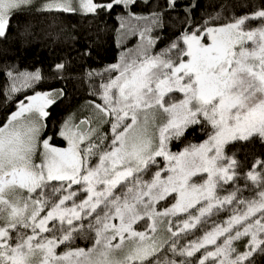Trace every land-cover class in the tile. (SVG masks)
Wrapping results in <instances>:
<instances>
[{
  "label": "snow or ice",
  "instance_id": "snow-or-ice-1",
  "mask_svg": "<svg viewBox=\"0 0 264 264\" xmlns=\"http://www.w3.org/2000/svg\"><path fill=\"white\" fill-rule=\"evenodd\" d=\"M28 3L0 0V37L12 10ZM135 3L46 0L41 10L98 15ZM247 6L254 10L222 26L184 31L159 54H148V37L135 58L111 65L118 75L101 85L103 104L95 105L110 137L65 120L55 135L66 146H55L44 121L62 93L18 102L0 125V264H264V153L251 151L264 148V0ZM151 19L159 23L158 14ZM7 74L9 94L41 79L39 71ZM197 126L201 143L171 151ZM246 165L255 197L239 188L221 195ZM220 211L231 215L180 245ZM78 238L90 246L74 247Z\"/></svg>",
  "mask_w": 264,
  "mask_h": 264
},
{
  "label": "trees",
  "instance_id": "trees-1",
  "mask_svg": "<svg viewBox=\"0 0 264 264\" xmlns=\"http://www.w3.org/2000/svg\"><path fill=\"white\" fill-rule=\"evenodd\" d=\"M241 3L244 7H239ZM248 3L259 5L260 0H175L174 5L169 0H136L129 8L114 6L111 11H102L98 15L47 12L35 7L14 10L10 14L5 37H0V125L6 122L25 96L36 92H59L62 94L56 103L47 109L49 116L44 121V133L53 137L55 145H63L62 138L55 135L61 123L69 113L77 111L81 105L100 94L102 84L118 75L109 69L111 65L120 63L122 56L129 60L135 58L147 46L148 37L154 42L153 46L148 47V54H159L177 41L184 31L205 25V21L208 22L207 26H222L229 23L233 16L250 13L254 9L248 8ZM153 14L159 15V23L152 22ZM123 20L127 24L125 27H121ZM250 25L256 28L260 22L252 21ZM146 28L150 31L142 40L140 33ZM58 64L64 67L58 69ZM9 71L14 77L20 73L39 71L41 79L33 87L9 94L13 83L7 74ZM19 83L20 80H17ZM101 135L111 136L110 124L103 126ZM205 138L204 132L197 126L188 129L179 140H173L169 147L173 152H180ZM251 151L260 154L264 153V148L256 144ZM160 163L162 165L163 161ZM247 170L246 165L234 184L224 186L225 191L221 195L239 188L242 198L255 197L259 189L244 179L243 173ZM83 195L81 192L77 200ZM230 215V211H220L213 215L206 225L193 230V234L187 237L181 235L180 245L203 235L205 228L210 229L213 223H222ZM179 219L174 218L176 221ZM143 223L141 221L138 227ZM73 246L87 248L90 241L78 238ZM63 248L61 245L57 251ZM203 251L190 259L200 257ZM172 258L184 259L179 256Z\"/></svg>",
  "mask_w": 264,
  "mask_h": 264
},
{
  "label": "rangeland",
  "instance_id": "rangeland-1",
  "mask_svg": "<svg viewBox=\"0 0 264 264\" xmlns=\"http://www.w3.org/2000/svg\"><path fill=\"white\" fill-rule=\"evenodd\" d=\"M46 3V0H31V3H28V4H21L18 8L16 9H13L12 11L14 10H18V9H22V8H30V7H35V8H42V6ZM123 24V26H122ZM122 24H121V27H125L127 26L126 24V21H122ZM209 27H219V26H209ZM110 80V79H109ZM108 80V81H109ZM107 81V82H108ZM105 82V83H107ZM104 83V84H105ZM103 91V90H102ZM43 93V92H42ZM35 94V93H34ZM32 94V95H34ZM101 94H97L95 96V98H93L92 100H89V102L87 104H83L81 105L77 111L75 112H72V113H69L65 119V120H70V122L73 124V125H77V123L80 121V120H86L88 121L89 123V127L90 128H93V129H96L98 134L100 136H102V129H103V126L106 124V122H104L107 118H104L102 117V114H100L96 108H95V105L96 104H103V100L101 99ZM31 96V95H30ZM17 110V108H16ZM15 110V111H16ZM14 111V112H15ZM63 121V122H64ZM63 122L61 123L60 127L62 126ZM201 143V142H200ZM199 144V143H197ZM55 146H58V147H65L66 146V142H64L63 145H55ZM71 203V202H69ZM178 221V220H177ZM162 229H163V226H161ZM161 236H165L167 237L168 239L171 237V235L169 233H166L164 232L163 230L161 231L160 233ZM242 250V249H241ZM59 252V251H58ZM207 263V262H206ZM209 263H211V261H209Z\"/></svg>",
  "mask_w": 264,
  "mask_h": 264
},
{
  "label": "water",
  "instance_id": "water-1",
  "mask_svg": "<svg viewBox=\"0 0 264 264\" xmlns=\"http://www.w3.org/2000/svg\"><path fill=\"white\" fill-rule=\"evenodd\" d=\"M82 121H86V120H80L77 125H80ZM85 127H89V123L87 125H84Z\"/></svg>",
  "mask_w": 264,
  "mask_h": 264
}]
</instances>
